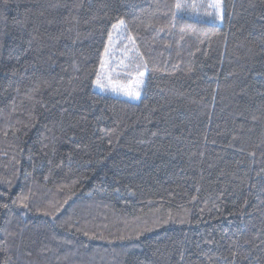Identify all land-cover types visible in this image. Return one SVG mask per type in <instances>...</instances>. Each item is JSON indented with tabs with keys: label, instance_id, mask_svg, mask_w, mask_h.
I'll list each match as a JSON object with an SVG mask.
<instances>
[{
	"label": "trees",
	"instance_id": "1",
	"mask_svg": "<svg viewBox=\"0 0 264 264\" xmlns=\"http://www.w3.org/2000/svg\"><path fill=\"white\" fill-rule=\"evenodd\" d=\"M212 2L0 0V264H264V0Z\"/></svg>",
	"mask_w": 264,
	"mask_h": 264
},
{
	"label": "snow or ice",
	"instance_id": "2",
	"mask_svg": "<svg viewBox=\"0 0 264 264\" xmlns=\"http://www.w3.org/2000/svg\"><path fill=\"white\" fill-rule=\"evenodd\" d=\"M175 7L177 10H179L182 7H185V5L180 3V0H177ZM208 7L215 9L219 14L220 19L223 20L222 0H213V2L208 5ZM126 29H127V23L123 17L117 19V21L111 25V30L108 32V36H107V43L103 47V53L100 58L101 71H98L96 73V79L93 83L96 87H99L101 89H106L110 87L111 90L114 92H121L122 94L130 98L139 99L141 95L139 89L144 84V80H143V77L145 75L144 71L137 70L135 76H132L131 73H127V75L130 77L127 83H119L117 81H114L111 74L112 72L115 71V69L111 67V62L113 59L112 51H111L113 47V33H116L118 37L123 36V33ZM127 39L130 40L133 43V45L135 44V41L131 36H128ZM120 66L123 68L130 67V65L124 64L123 60L120 61ZM136 67L137 69H139V65H137ZM253 119H255V117H253ZM13 203L16 202L13 201ZM21 204L24 207H27L26 204H23V200H21ZM7 207H8L7 203L0 204V208H7Z\"/></svg>",
	"mask_w": 264,
	"mask_h": 264
},
{
	"label": "rangeland",
	"instance_id": "3",
	"mask_svg": "<svg viewBox=\"0 0 264 264\" xmlns=\"http://www.w3.org/2000/svg\"><path fill=\"white\" fill-rule=\"evenodd\" d=\"M119 39H120V37H118ZM119 39H115V44L116 43H118L119 42ZM123 50V49H122ZM122 57V54L120 53V55H119V57ZM125 57H127V58H125V64L127 65L128 64V62H129V64L128 65H130V62L131 63H133V68H132V76H135V73L134 72H136L137 70H139V71H142V68L139 66V69H137V58H136V55L131 51V52H129V53H126V55H125ZM130 72V71H129ZM145 72V71H144ZM112 74V73H111ZM145 74H146V72H145ZM120 76H124V75H120ZM145 76V75H144ZM112 77H113V80L114 81H117V82H119V83H127V81H128V79L130 78L127 74L124 76L125 78L123 79V80H120V79H122V78H120L119 76H118V74L116 75V76H114V74L112 75ZM143 80H144V77H143ZM143 87V85L140 87V93H141V88ZM93 88H94V90H96V91H98V92H102V93H110V94H113V95H118V96H121V97H123V98H126V99H130V100H134V101H137L138 99H133V98H130V97H128V96H126V95H124V94H122L121 92H114V91H112L111 90V88L109 87V88H106V89H101V88H99V87H96L95 85L93 86Z\"/></svg>",
	"mask_w": 264,
	"mask_h": 264
}]
</instances>
